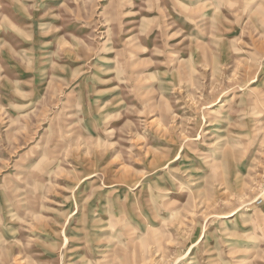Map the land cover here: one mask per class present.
Wrapping results in <instances>:
<instances>
[{
  "label": "rangeland",
  "instance_id": "1",
  "mask_svg": "<svg viewBox=\"0 0 264 264\" xmlns=\"http://www.w3.org/2000/svg\"><path fill=\"white\" fill-rule=\"evenodd\" d=\"M0 264H264V0H0Z\"/></svg>",
  "mask_w": 264,
  "mask_h": 264
}]
</instances>
